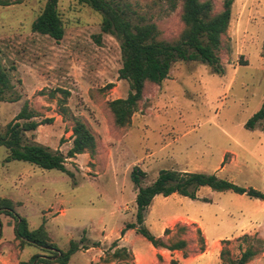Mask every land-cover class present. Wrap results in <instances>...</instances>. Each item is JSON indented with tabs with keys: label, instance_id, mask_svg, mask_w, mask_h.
Here are the masks:
<instances>
[{
	"label": "rangeland",
	"instance_id": "1",
	"mask_svg": "<svg viewBox=\"0 0 264 264\" xmlns=\"http://www.w3.org/2000/svg\"><path fill=\"white\" fill-rule=\"evenodd\" d=\"M113 1L134 21L154 23L168 42L178 40L184 29L180 4L170 11L161 0ZM211 1L213 13L220 12L225 0ZM45 2L11 0L9 6H0V61L12 85L6 101L0 102V132L27 104L36 112L35 121L44 124L25 133L26 143L66 157L72 146V118H78L94 135L96 150L93 157L66 159L64 166L71 173L67 176L27 162L7 163L8 152L0 147V200L12 203L10 212L0 210V264H30L36 255H49L32 244H19L16 238L41 225L60 251L65 252L70 241L94 245L89 254L79 250L67 264H133L132 250L151 256L152 246L141 235L120 234L126 224L135 222L134 169L144 174L141 187L151 185L160 171L174 170L214 174L264 194V123L254 131L244 127L264 98V0L234 1L221 37L222 75L201 62L175 63L160 85H146L131 124L121 129L108 107L130 91L128 82L118 78L119 41L101 31L100 14L76 0L58 2L62 40L33 33L31 24ZM262 203L208 187L200 188L194 200L156 196L144 226L160 237L162 228L177 216L196 219L210 244L242 231L226 245L231 257L238 259L248 245H254L261 254L248 264H264ZM244 235L249 239L243 241ZM121 237L125 253L115 258ZM179 239L189 241V251L199 248L195 228L179 236L173 227L164 236L170 244ZM157 256L153 264H167ZM210 257L213 264L216 254Z\"/></svg>",
	"mask_w": 264,
	"mask_h": 264
},
{
	"label": "trees",
	"instance_id": "2",
	"mask_svg": "<svg viewBox=\"0 0 264 264\" xmlns=\"http://www.w3.org/2000/svg\"><path fill=\"white\" fill-rule=\"evenodd\" d=\"M76 1L100 14L102 17L101 31L115 37L120 43L122 66L118 71V78L128 82L130 91L125 99H116L108 104L117 128H125L131 124L132 117L143 98L146 85H160L168 78L175 63L201 62L206 64L215 75L224 73L219 60L221 37L228 29L231 7L235 0H225L222 10L218 13H213L214 6L211 0H161L170 11L176 10L177 5L180 4V20L184 29L178 40L173 42L164 40L154 23L134 21L132 15L113 0ZM10 2L11 0H0V6H9ZM58 2L59 0H46L42 12L31 24L33 33L48 36L56 42L62 40L64 36V27L57 8ZM11 90L10 79L0 61V102L6 101L5 94ZM16 101L17 99L11 100V102ZM62 111L61 115H64L65 109ZM36 117V112L24 104L15 118L6 125L4 131L0 132V147L8 152L5 162H27L43 170H57L71 176L64 166L66 159H72L81 154H88L90 157L95 155L96 139L89 128L78 118H72V146L66 157L40 144L26 143L25 133L33 132L44 124L36 122ZM261 123H264V98L260 109L246 122L244 127L248 131H254ZM224 163L225 157L222 164ZM143 175L138 169H134L132 173V181L138 186L135 198V222L126 224L120 234L123 236L126 231L134 230L155 249L179 251L183 258L204 252L205 242L202 233L194 225L176 223L174 226L179 236L195 228L196 242L199 246L195 252L188 250L189 241L186 239H179L172 244L165 242L164 236L169 235V229L164 231L163 237L153 236L144 226V216L154 197L166 198L175 194L194 200L200 188L208 187L216 192L229 191L264 202L263 193L253 188L239 187L214 174L162 170L151 185L141 187L140 178ZM11 209L10 201L0 200V210L8 213ZM17 220L22 223L21 219ZM16 238L20 239L19 244L23 246L26 243L32 244L49 254L32 257L30 264H67L79 250H87L91 247L70 241L68 249L65 252L60 251L47 236L44 225L34 231L25 229L24 234L18 233ZM248 239L246 235L242 237L243 241ZM80 242L83 243L84 238ZM221 243L219 258L224 264H248L261 254L260 249L254 245H248L238 259H233L226 248L229 241ZM256 243L262 244V241L256 240ZM124 253V248L116 249L114 257H122ZM157 258L159 261L162 260L160 256ZM169 264H177V262L171 260Z\"/></svg>",
	"mask_w": 264,
	"mask_h": 264
},
{
	"label": "crops",
	"instance_id": "3",
	"mask_svg": "<svg viewBox=\"0 0 264 264\" xmlns=\"http://www.w3.org/2000/svg\"><path fill=\"white\" fill-rule=\"evenodd\" d=\"M197 193V192H196ZM175 195V194H174ZM264 206V202L262 203V207ZM149 208V207H148ZM147 212V211H146ZM146 215V213H145ZM145 217V216H144ZM177 219H180L182 223L186 224V225H194L195 228L200 229L202 236L204 238V242H205V250L203 253L201 254H197L195 256L192 257H188V258H183L182 253L179 251H173L170 252L168 250H164V249H155L152 245V248L150 249L151 251V256H145L141 251H133V256H134V260H133V264H153V258L156 255H161V257L167 262V264H169V262L171 260L177 262V264H211V257H210V253H212L214 255V253L216 254V259L215 261H213V264H218L217 262H219L220 258H219V254L221 251V242L222 241H232L235 240L237 238H239L243 232L241 231L239 235H236L234 237H231L229 239H223L222 237L216 238L215 240L212 241V243L210 244L206 238L205 235V230L202 226V224L196 220V219H187L181 216H177L176 218H174V223H172V221L164 226L161 230V234L160 237H163L164 231L166 229H172L174 227V225L176 224ZM124 228V227H123ZM135 232L134 230H128L125 232V234L123 235V237H127V235H129L130 233ZM136 233V232H135ZM124 239H122L121 237V241L119 242V246L115 247L117 249H121L124 248L125 246L123 244ZM95 248L90 247L87 250L83 251L85 252V254H89L91 250H93ZM210 250V251H208ZM91 264V263H90Z\"/></svg>",
	"mask_w": 264,
	"mask_h": 264
}]
</instances>
